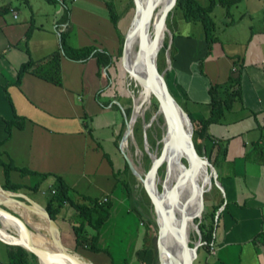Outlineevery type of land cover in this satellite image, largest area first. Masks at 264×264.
Here are the masks:
<instances>
[{
	"label": "crops",
	"instance_id": "1",
	"mask_svg": "<svg viewBox=\"0 0 264 264\" xmlns=\"http://www.w3.org/2000/svg\"><path fill=\"white\" fill-rule=\"evenodd\" d=\"M237 2L227 7V40L217 36L209 44L204 29L197 38L178 34L167 69L176 99L195 119L209 116L211 85L232 75L240 78V95L206 130L218 143L211 156L220 195L206 223L213 227L212 241L203 246L199 264H264V10L262 5L246 8L235 18L231 9ZM109 3L113 0H0V159L15 166L9 176L20 186L17 192L42 205L53 190L54 175L78 201L82 195L106 201L118 197L127 130L112 68L128 28L117 9L113 20ZM86 48L106 52L113 63L104 67L94 51L83 60ZM29 60L59 83L33 71L19 78L21 64ZM8 122L22 126L14 123L8 133ZM5 182L0 165V185ZM77 212L65 203L56 219L70 250L76 244ZM83 233L89 237L96 231L86 225ZM0 264H8L1 240Z\"/></svg>",
	"mask_w": 264,
	"mask_h": 264
},
{
	"label": "rangeland",
	"instance_id": "2",
	"mask_svg": "<svg viewBox=\"0 0 264 264\" xmlns=\"http://www.w3.org/2000/svg\"><path fill=\"white\" fill-rule=\"evenodd\" d=\"M118 1L119 0H113V3L115 2L114 8L117 9L120 16H122V21L126 24L127 28H129L135 12L134 1L120 0V3ZM197 1L202 5H206L210 0ZM215 1V5L212 7L210 12H208V20L213 28L212 30L215 37L218 36L219 38H221V40H227V6L224 4H220L217 0ZM261 5L264 10V0H239L237 4L232 7L231 12L235 18H238L237 16L243 11V9L251 8L252 11H255L259 9ZM183 7L184 6L176 7L175 4V6L168 13L165 21L167 31L165 32L163 44L161 45L157 56L158 70L164 74L169 90L173 94V85L169 77L170 71H167V69L168 67H170V62L174 54L173 51L175 49L177 35L191 34L192 37L197 38L203 33V24L200 22V20H189L187 18V12ZM135 43L136 39H134L133 45ZM168 43H172L171 50L167 45ZM121 62L122 59L120 57L118 59V62H116L115 66L113 65L112 68L114 69L113 78L116 80V85L114 83L113 91L116 93V100L120 102L121 108H123V111L126 113V124L124 125V130H128L129 123H131L132 125L131 136L129 137L127 142L126 138L121 142V148L124 154L123 159L125 160L127 155V157L132 161L137 173H134L130 168H125L124 160L120 158V164H118L120 165V167L118 165L116 166L123 170V175L121 172L120 178L122 180H125V182L127 181L132 187V190L131 195H127L126 191L123 188V185L121 184V180V183L119 184V186H117V192L115 193L118 197L111 200L109 216L102 227L103 230L100 237V244H98V246L100 245V247H104L108 250L109 256L102 253L100 256L96 257L95 254L93 255L92 252L87 251L88 249L85 247H83V249H81L80 247L78 251L71 250V252L77 253L81 258H83L90 264H160L164 251L162 250L161 252H159L157 246V216L154 212L149 195L144 189L140 178L144 176L151 163V156L149 152L152 153V156L154 158L157 156V154H159L163 144L162 127L164 125L166 126L167 124L161 117V111L156 110L159 121H154L147 131H143L144 124L149 121L151 114L154 113V104L157 102V99L154 95L152 97L151 106L135 115L136 117L132 119L134 109V95L138 93V87H135V85L130 82L131 79L128 76L129 74L125 71V69H122L123 66H121ZM112 69H110L109 73L113 75ZM176 100L179 104H181L180 100ZM147 143L149 151L146 152L145 147ZM118 153L119 151L117 149V154ZM117 158H119V156H117ZM180 160L182 161L184 167H188L189 165L191 166V174L188 180L189 182L193 177V162L189 156L184 154H182ZM205 167L207 168V170L203 168L198 181L199 185H201L207 179L208 173L210 172L207 164L205 165ZM124 169L126 170L125 172ZM160 170V172L158 171L156 183L157 188L159 186L158 190L162 191L163 181L166 175L165 162L160 167ZM204 187L200 190V194H203V207H201L202 209L200 208L199 214H196L193 218L194 224L196 226H198L199 224V218L203 216H205L203 217L205 223L210 222L209 214L211 212V208H213L212 204L220 195L218 185L215 182L214 173L211 178V188L210 184ZM200 204L201 200L199 197L198 206L195 209L196 212ZM18 211L19 213H22L24 216H26L27 220L33 225L44 222L38 215L34 213L28 212V214L26 213L25 215L22 209H18ZM199 235V227L189 230L190 246H193L196 241H198ZM146 246H148V251L145 255H143L142 251ZM198 250L199 258L198 260L197 257L195 258V264H199L201 261L200 259H202V255H204V248L202 247V243L198 246ZM30 260L31 264L41 263H39L36 255L35 257H30Z\"/></svg>",
	"mask_w": 264,
	"mask_h": 264
},
{
	"label": "water",
	"instance_id": "3",
	"mask_svg": "<svg viewBox=\"0 0 264 264\" xmlns=\"http://www.w3.org/2000/svg\"><path fill=\"white\" fill-rule=\"evenodd\" d=\"M135 6V12L133 15V19L131 24L126 32L124 42H123V49H122V65L124 66V55H125V48L127 44V40L129 35L132 32L133 28H136L140 35V46L143 50L142 52V59L144 63V70L145 76L144 81L150 87L152 94L156 97L158 102V110H163L165 115V121L168 128V138L164 142L159 155L154 158L152 153L149 152L151 156V164L148 170L145 172L143 177H139L141 179L142 185L146 192L149 195L150 201L153 205L154 212L157 219L158 224V240L157 246L159 252L163 250L161 239H160V221L159 216L162 217L164 226L168 229L170 228L173 233H175V228L173 222H175V210L179 206V189L186 179L191 174V166L185 167L183 173L179 176V179L175 182V184L168 189L166 195L159 196V190L156 186L157 175L159 168L164 164L168 150L175 146L177 142L181 138H186L187 144L189 147V153L191 160L196 164L200 162H206L210 171V175L213 176L215 182L216 180V171L214 166L209 162L206 156H202L198 153L194 141H193V124L188 113L182 108V106L177 102L176 98L172 95L165 80L164 74L158 70L157 66V56L160 50L159 41L156 39L150 44L148 40L149 34V23L151 20V16L153 11L156 8V0H146L145 6L140 8V1L133 0ZM177 0H172L169 6L165 9L164 13L162 14V20L160 22V29L162 32L163 26L166 21V17L171 9L175 6ZM140 8V10H139ZM168 47H170V43H168ZM137 78L141 79L139 75H135ZM187 118L189 121V132L187 129L184 128V118ZM128 130L131 127L130 123L128 124ZM128 135L126 131L123 139H125ZM126 161L130 167V169L137 173L132 161L126 155ZM197 168V167H196ZM163 191V189H162ZM166 202H168V206L166 207ZM202 207H203V195L201 197ZM13 203L18 206L20 209L23 210L24 214L26 213H34L38 215L46 224L49 229V233L51 235V242L57 247L59 250V255L62 258L67 259L73 264H83L81 261L75 259L71 254V250H69L63 243L61 238V232L57 221H55L46 210V208L36 201L35 199L31 198L30 196L17 191H11L5 189L2 185H0V217L6 219L9 222H15L18 224L23 230L27 232H34L36 230L35 225L31 224L26 216L22 213H19L15 210H12L7 207V204ZM169 209L170 216H167L166 211ZM202 209V208H201ZM198 227V226H197ZM5 233V234H4ZM179 236L176 237L180 248L183 250L184 253V263L183 264H194V260L198 255V246L201 244V236H199L198 241L193 245L190 246L189 242L187 241V237L185 234L184 226L180 227ZM16 237L11 234L9 231H6L3 228V223L0 220V240L4 243L19 245L26 250L34 253L38 259H46L47 255L42 252L41 250L35 249L32 245L23 243L15 239Z\"/></svg>",
	"mask_w": 264,
	"mask_h": 264
},
{
	"label": "trees",
	"instance_id": "4",
	"mask_svg": "<svg viewBox=\"0 0 264 264\" xmlns=\"http://www.w3.org/2000/svg\"><path fill=\"white\" fill-rule=\"evenodd\" d=\"M217 1L220 4H224L227 7H229L232 4L236 3L238 0H217ZM215 3H216L215 0H210L209 3L206 5H202L197 0H177L176 2V7L184 6L183 8H185L187 12V18L189 20H200V22L203 24L202 26L205 32V38L209 42V44L215 40V35L213 34V30H212L213 28L208 20L209 18L208 12H210V10L215 5ZM113 4L109 3L110 12H111V16H113V20H116L117 13L115 11ZM60 41H61V48L66 52L64 34H61ZM171 48H172V43L170 44V50ZM85 51L86 52H84V55H82L83 60L86 59L94 51L93 54L97 56L100 63L104 64V67L108 68L113 63L111 59V55H108L106 52H99L97 50L88 49V48H86ZM35 64L36 63L33 60H29L22 63L19 68V78L22 76L24 72L33 71L36 72L42 78L59 83V80L56 79L55 77L46 76V74L44 73L42 74L41 73L42 69L39 70L40 67L37 68ZM34 68H36V70H34ZM239 82H240V78H238V76L232 75L225 83L214 84L210 86L209 88V95L211 99L210 112H209V116H207L206 118L195 119L190 114H188L193 124V141L195 147L198 153L202 156H206L209 162L211 161L210 163L214 167H216V164L212 160L213 158L211 154L215 144L218 143L213 136H211L209 133L206 132L207 126L212 122L218 121L223 114L224 108L229 109L235 98L240 95V91L238 87ZM220 88L225 90L226 95L224 98H220V90H219ZM172 95L176 98V96L173 93ZM157 108H158V103L156 102L154 104V112H156ZM14 123L17 124L18 126H22L20 123L17 122ZM14 123L12 122L7 123L8 133H10L12 125H14ZM0 165L4 167V174L6 179V182L3 185V187L8 190L17 191L20 188V186L15 183H12L9 176V171L12 168H15V166L12 163H5L1 159H0ZM158 171L159 172L161 171L160 168ZM45 176L46 175H44L43 177ZM54 177H55V184L53 186L54 192L51 191L47 195L45 204L43 206L46 208L50 216L55 221H57L56 220L57 214L60 212V209L62 208V206H64L65 203H68L71 206H73L75 209H77L78 212L73 219V222H75L76 225H72L73 232L75 234L76 244L73 245L71 249L78 251L80 247L82 249L83 247H85L92 253H104L107 256H109V252L106 248L98 246V240H99V230L104 225L105 221L109 216L111 201H103L101 199L90 198L84 195H82L81 197L82 200L78 201L74 197L71 189L64 182V180L58 175H54ZM120 183L121 181H119V184ZM209 183H211V179L209 180L208 184ZM121 184L124 186L123 188L125 189L126 194L131 195L132 189L129 183L122 181ZM31 190H36L35 186L31 187ZM203 217H200L198 220L199 221L198 227L200 231L202 247L208 246L210 244V242L212 241V232H213V227L212 226L208 227ZM86 225H90L91 227H93V229L96 231V234L91 235L89 237L85 235L83 232H84V227ZM168 241H169V237H168ZM5 244L7 246V252H8V264H31L30 257H35L34 254L30 253L28 250H26L25 248L19 245H13L8 243ZM147 251H148V246H146L143 249L142 251L143 255H145Z\"/></svg>",
	"mask_w": 264,
	"mask_h": 264
},
{
	"label": "bare ground",
	"instance_id": "5",
	"mask_svg": "<svg viewBox=\"0 0 264 264\" xmlns=\"http://www.w3.org/2000/svg\"><path fill=\"white\" fill-rule=\"evenodd\" d=\"M139 1H140V8L144 7L146 0H139ZM171 1L172 0H156L157 5H156L155 10L153 11V14L151 16V20L149 23V27H148V30H149L148 40L150 44L155 39L156 41L160 42L159 43L160 47L163 44V40L165 37V32L167 31V27H166V24H164L162 32H161L160 22L162 20V14L164 13L165 9L169 6ZM134 39H136V43L133 45ZM139 44H140V35L138 31H136V28H133L127 40V44L125 48V55H124V66H123L125 71L129 74V78L131 79L130 82L133 83L135 87L136 86L138 87V93L134 95V109H133V114H132V116H134L133 118L136 117L135 115L139 114L141 111H144L151 106L152 97H153L150 87L143 79L145 76L144 63L142 59L143 50ZM131 59H132V62H131ZM135 75H139L141 79L137 78ZM160 111H161L160 114H162L161 115L162 119L165 120V115H164L163 110H160ZM154 121H159L156 112L151 114L149 121L144 124L143 131H147ZM183 122H184V128L187 129V132H189L188 119L185 117ZM130 126L131 127L129 128V130H127L128 135L126 137V142L131 136L132 125ZM162 130H163L162 135H163V144H164V142L168 138L167 125L166 126L164 125L162 127ZM148 149L149 148H148V143H147L145 147L146 152L149 151ZM182 154L190 157L189 147H188L186 138H181L179 142L175 144L174 147L168 150L167 158L165 160L166 175L163 181V191L158 192L159 196H161L162 194L166 195V192L168 191V189H170L175 184V182L179 179V176L183 173V170L185 167L183 166L182 161L180 160L182 157ZM158 155L159 154H157V156ZM206 164H207L206 162H200L196 166V164L193 162L192 179L188 182L189 176H190L189 175L188 178L186 179V182H184L179 189V197H178L179 206L175 210V222H173L175 233H173L170 228L167 229L164 226L162 217L159 216V221L161 224L160 225L161 227L160 228V238L163 244V251H164L160 264H183L184 263L183 261L184 253H183V250L180 248V245L176 237L179 236L178 233H179L180 227L184 226L187 241L189 242V230L192 228L193 229L197 228V226L194 224L193 218L196 214H199V210L202 207V202H201L199 208L197 209V212L195 211V209L198 206L199 197L201 200V197L203 195L202 193L200 194V190L212 178V175H210V172L208 171L209 173H208L207 179L201 185L198 184L199 177L203 171V168L207 170V168L205 167ZM156 186H157V183H156ZM189 189H190V192H189ZM165 205L167 207L168 202H166ZM7 207L17 212H19L18 209H20L18 206H16L13 203L7 204ZM166 213H167V216H170L169 209L166 211ZM156 219H158V217ZM0 220L3 223V228L6 231H9L11 234H13L16 237L15 238L16 240L21 241L26 244H30L35 249L39 251L41 250L47 255V258L44 260L38 259L39 263L41 262L40 264H73L67 259L60 257L59 250L51 242V235L49 233V229L44 222L35 224L36 230L34 232H27L26 230H23V228H21L15 222L14 223L9 222L6 219H3L1 217H0ZM168 237H169V241H168ZM71 254L73 255L75 259L81 261L83 264H90L87 261H85L83 258H81L77 253L71 252Z\"/></svg>",
	"mask_w": 264,
	"mask_h": 264
},
{
	"label": "built area",
	"instance_id": "6",
	"mask_svg": "<svg viewBox=\"0 0 264 264\" xmlns=\"http://www.w3.org/2000/svg\"><path fill=\"white\" fill-rule=\"evenodd\" d=\"M52 192H54V190H52ZM106 200H107V198H106V197H104V198H103V201H106Z\"/></svg>",
	"mask_w": 264,
	"mask_h": 264
},
{
	"label": "clouds",
	"instance_id": "7",
	"mask_svg": "<svg viewBox=\"0 0 264 264\" xmlns=\"http://www.w3.org/2000/svg\"><path fill=\"white\" fill-rule=\"evenodd\" d=\"M201 241V240H200Z\"/></svg>",
	"mask_w": 264,
	"mask_h": 264
}]
</instances>
